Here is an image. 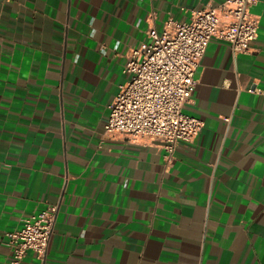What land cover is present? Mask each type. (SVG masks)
Wrapping results in <instances>:
<instances>
[{
    "label": "crops",
    "instance_id": "1",
    "mask_svg": "<svg viewBox=\"0 0 264 264\" xmlns=\"http://www.w3.org/2000/svg\"><path fill=\"white\" fill-rule=\"evenodd\" d=\"M225 0H0V264L7 234L59 206L21 264H264V8L246 54L213 38L169 155L104 125L147 32Z\"/></svg>",
    "mask_w": 264,
    "mask_h": 264
},
{
    "label": "built area",
    "instance_id": "2",
    "mask_svg": "<svg viewBox=\"0 0 264 264\" xmlns=\"http://www.w3.org/2000/svg\"><path fill=\"white\" fill-rule=\"evenodd\" d=\"M259 2L264 8V0H225L193 12L188 22L169 20L162 32L150 28L149 42L127 55L126 81L109 105L104 134L156 140L169 155L194 141L203 122L183 110L195 93L196 71L213 38L227 42L234 56L249 51L258 36L252 8ZM58 212V205L50 206L7 234L12 264H21L28 252L46 257Z\"/></svg>",
    "mask_w": 264,
    "mask_h": 264
}]
</instances>
